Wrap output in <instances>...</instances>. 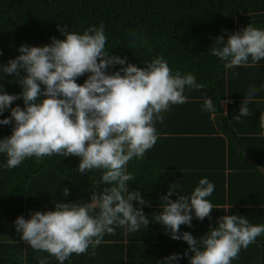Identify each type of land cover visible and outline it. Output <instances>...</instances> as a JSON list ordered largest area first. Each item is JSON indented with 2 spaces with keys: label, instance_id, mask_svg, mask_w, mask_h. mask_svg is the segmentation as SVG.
Returning a JSON list of instances; mask_svg holds the SVG:
<instances>
[{
  "label": "clouds",
  "instance_id": "obj_1",
  "mask_svg": "<svg viewBox=\"0 0 264 264\" xmlns=\"http://www.w3.org/2000/svg\"><path fill=\"white\" fill-rule=\"evenodd\" d=\"M59 30L65 39L53 37L52 43L44 46L21 45L20 55L0 65L3 73L15 74L22 85L18 95L0 90V114L11 109L0 124L14 121L12 134L0 139V154H6L8 169L18 167L26 158L58 155L79 157L80 174L102 173L97 186L105 187L93 191L88 203L57 201L55 210L35 211L29 219L21 215L14 222L21 239L33 250L47 252L64 264L72 254H86L90 247L95 255L104 235L115 234L117 226L126 234L148 226L143 207L133 205V201L141 206L147 201L138 190H129L128 182L135 177L126 166L133 158L143 159L155 146L159 139L155 123L163 122L171 106L188 102L186 87L199 90L204 85L191 73L173 75L162 56L138 67L127 63L126 57L110 55L103 25L92 26L83 34ZM223 41V36L218 37L210 49L225 62L226 69L251 67L264 60V29L250 23L219 46ZM116 64L126 67L109 74L108 67ZM85 73L90 75L78 84L77 78ZM256 91L254 86L249 89L236 120L251 115L249 104ZM21 97L25 107H12ZM203 104L206 112L218 110L210 97L204 98ZM259 126L264 129V112ZM214 190L207 177L200 179L190 196L172 200L174 190L170 189L162 197V211L154 217L172 239L187 242L188 251L194 253L190 264H231L242 248L247 249L264 234V224H251L245 216L230 214L199 239L190 232L181 236L180 226H191L193 211L203 221L213 208L220 209L207 199ZM68 195L65 187L63 196ZM179 258L172 254L164 261L171 264ZM39 264H46V259H40Z\"/></svg>",
  "mask_w": 264,
  "mask_h": 264
},
{
  "label": "trees",
  "instance_id": "obj_2",
  "mask_svg": "<svg viewBox=\"0 0 264 264\" xmlns=\"http://www.w3.org/2000/svg\"><path fill=\"white\" fill-rule=\"evenodd\" d=\"M250 19L255 20L253 24L257 26L254 27L264 29V0H0V65H7L10 59L20 55L21 45L44 46L52 43L53 37L65 39L60 28L83 34L92 26L103 25L106 51L110 55L126 57L127 63L138 67L162 56L173 75L176 72L193 74L197 83L204 85L203 89L186 87L184 94L188 102L173 105L164 113L167 124L155 123L159 135L155 146L143 159L133 158L126 166L135 177L128 182L129 190H138L145 201L153 202L156 201L153 196H163L157 195L155 189L199 184L204 178L201 174L184 172L188 169L200 171L201 167L182 166L166 158L195 151L201 155L219 153L223 158L225 153L240 154L235 146H226L225 139L218 136L214 128V123L220 124L218 79L225 78L226 68L224 61L211 54L210 48L220 36L224 37L219 45L222 47L229 35L242 30L240 21ZM123 67L126 65H110L107 72L112 74ZM21 75L26 73L21 71ZM88 75L90 73L78 77L77 83L83 84ZM0 85V90L8 94L22 92L15 74H5L2 70ZM209 97L217 106L215 113L203 110L204 98ZM17 105L25 107L22 97L14 101L12 107ZM10 113L11 109H6L0 119ZM172 121H177L173 129L168 127ZM206 123L213 127L205 128ZM13 127L14 121L9 125L0 124V139L10 136ZM174 129L176 133L196 134L172 135ZM6 163V154H0V264H24L22 233L16 230L14 222L21 215L26 219L31 217L27 204L35 205L38 210L42 207L55 210L57 201L84 204L91 200L93 191L101 192L105 185L97 186L102 175L100 171L79 173L80 158L77 156L53 155L40 160L30 157L14 169L6 168ZM219 176L225 179L223 172ZM65 187L69 189L67 197L63 196ZM184 189L179 197L187 196L190 191V188ZM158 202L163 201L158 199ZM220 202H224V194ZM136 203L133 201L134 207H138ZM225 209L213 208L211 216L205 218L208 220L205 225L215 227L221 217L234 212L231 208L227 212ZM11 243H15L12 251ZM231 264H264V234L247 249L242 248L238 259Z\"/></svg>",
  "mask_w": 264,
  "mask_h": 264
},
{
  "label": "crops",
  "instance_id": "obj_3",
  "mask_svg": "<svg viewBox=\"0 0 264 264\" xmlns=\"http://www.w3.org/2000/svg\"><path fill=\"white\" fill-rule=\"evenodd\" d=\"M254 21V19L241 20L240 26L242 29L250 23L257 26L253 24ZM224 77L223 80L221 77L218 79L217 88L221 96L219 100L221 111L218 114L220 124L214 123V128L217 130L216 134L225 139L226 146H235L241 155L237 152H233L232 155L225 153L223 158V154L205 153L201 155L195 151V153L166 158V161H174L186 167L189 165L193 168L201 167L200 171L188 169L184 172L190 175L201 174V177H207L208 180L211 178L209 181L215 185V190L207 199L214 206L231 208L234 211L233 214L245 216L251 224L261 225L264 224V180L262 179V177L264 178V135H261L264 129L260 128L259 119L261 113L264 112V60L251 67L240 66L231 70L226 69ZM253 86L257 91L254 94V102L249 104L251 115L242 116L236 120L234 117L239 114L242 102ZM165 115L163 122L159 124H167ZM176 122H170L168 127L171 129L177 127ZM181 125L182 122L179 126ZM206 127L211 128L213 126L206 123ZM172 132V135L196 134L176 133L175 129ZM185 145H188V142ZM189 146L191 147L190 144ZM195 146L196 144H193V147ZM167 164L172 165L173 162ZM222 167L223 169H221ZM221 172L224 173L225 179L219 176ZM196 186L198 184H189V186L167 185L155 189V192L157 195L159 193L164 196L170 189H173L171 199L177 200L179 194H184L185 187L190 188L187 194L190 196ZM223 194L224 202H220L223 199ZM163 196H153L156 201L147 202L143 206L136 203L135 206H138L136 208L143 207L145 215L148 216L149 224L146 228L141 226L138 231L126 234L123 228L119 229L117 226L115 234L106 233L104 235L102 242L95 248V255L91 254L93 250L90 247L86 254H72L70 259L64 261V264H166L164 259L172 254H177L180 258L172 261L171 264H190L189 257L194 253L188 251L187 242L183 239H172L165 227L154 220V217L162 210L164 201L158 202V199H162ZM223 203L225 204L221 206L220 204ZM26 208L27 212L31 211V214L35 211L50 210L48 207H42L38 210L35 205L30 207L29 204L26 205ZM192 215L191 226L182 224L180 234L182 236L184 232H190L199 239L207 234L210 229L205 225L208 220L197 219L194 212ZM13 244L15 243L10 244V251L13 250ZM22 245L24 246V264H39L42 258L46 259V264H60L55 257L47 252L33 250L24 240ZM186 251H188L187 256L184 255Z\"/></svg>",
  "mask_w": 264,
  "mask_h": 264
}]
</instances>
